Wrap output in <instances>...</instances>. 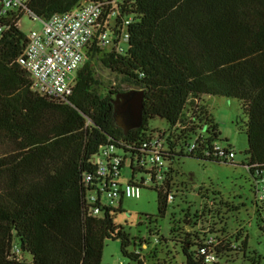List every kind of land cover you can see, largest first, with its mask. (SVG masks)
Listing matches in <instances>:
<instances>
[{
    "label": "trees",
    "instance_id": "obj_1",
    "mask_svg": "<svg viewBox=\"0 0 264 264\" xmlns=\"http://www.w3.org/2000/svg\"><path fill=\"white\" fill-rule=\"evenodd\" d=\"M81 1L29 0L28 8L48 18ZM123 13L134 20L125 52L92 44L66 101L32 90L28 72L17 62L26 34L0 16V264H103L108 239L120 240L121 252L133 264H145L134 249L127 251L130 239L114 221L121 202L92 215L82 177L94 173L92 158L112 145L122 157L120 169L128 164V182L142 184L148 171L135 167L134 157L141 142L156 133L149 121L162 119L169 165L160 184L153 178L142 187L156 191L163 216L175 158L227 162L211 151L217 131L196 103L203 95L239 100L246 116L243 164L253 181L264 172V0H127ZM93 61L119 82L103 87ZM130 89L143 92L142 123L125 133L116 124L112 100ZM199 131L204 144L197 141L187 152ZM254 203L260 215L264 204ZM261 225L264 232V217ZM169 233L179 247L178 264H205L200 248L210 235L219 242L214 264H230L232 252L248 251L245 229L233 238L218 235L207 218L195 214L172 224ZM161 239L171 241L170 236ZM253 254L249 261L256 264L260 257Z\"/></svg>",
    "mask_w": 264,
    "mask_h": 264
},
{
    "label": "rangeland",
    "instance_id": "obj_2",
    "mask_svg": "<svg viewBox=\"0 0 264 264\" xmlns=\"http://www.w3.org/2000/svg\"><path fill=\"white\" fill-rule=\"evenodd\" d=\"M40 27L39 20L32 21L28 16L21 20L20 28L25 34ZM92 65L103 87L108 89L119 82L115 74L98 62L93 61ZM204 103L216 126L217 141L229 144L234 149L236 155L233 160L218 162L185 156L175 158L170 164L173 169L171 190L174 198L167 204L164 215L158 213L156 191L146 186L141 187L138 198L123 197L113 204L118 207L121 202V211L115 213L114 221L123 227L130 239L127 251L134 249L145 260V264H156L162 260H167L169 264H178L182 261L179 247L173 241L174 237L169 230L172 224L181 221L186 214L207 218L218 235L224 234L233 238L239 230L245 229L248 235V251H234L227 259L230 264H252L249 257H253L255 253L260 257L256 264H264V232L261 230L264 210L260 211V215L257 214L254 181L243 164V152L247 149L246 116L239 100L234 98L205 96ZM149 126L152 131L158 132L165 130L167 123L157 118L150 120ZM128 178L129 168L126 163L118 183L126 185ZM169 236L171 241L161 239ZM223 260L225 257L220 259L221 262ZM119 262L133 264L121 252L120 240H106L102 263Z\"/></svg>",
    "mask_w": 264,
    "mask_h": 264
},
{
    "label": "built area",
    "instance_id": "obj_3",
    "mask_svg": "<svg viewBox=\"0 0 264 264\" xmlns=\"http://www.w3.org/2000/svg\"><path fill=\"white\" fill-rule=\"evenodd\" d=\"M127 0L95 2L82 0L79 5L64 13H55L48 18H40L28 8L29 0H0V16L11 19L20 28L21 20L41 22L39 29L26 34V45L17 58L18 64L28 72L32 90L45 97L66 101L75 84V71L83 64L92 44L100 49L124 53L129 40V26L133 17L123 13ZM3 27L0 25V33ZM21 29V28H20ZM198 100H196V103ZM160 130L145 138L140 144V154L134 157V165L148 171L144 181L118 183L121 176V155L112 145L101 149L93 158V174H85L82 184L86 191V201L92 205V215H98L102 206H114L123 197L138 198L142 185L161 183L167 166V133ZM205 135L199 131L188 142L187 152H191L196 142L204 144ZM211 151L220 159L233 160V148L219 141L212 142ZM153 172V174L151 173ZM255 200L264 204V172L254 180ZM173 191L168 195L172 202ZM215 237L210 235L200 248L205 264H214L219 257ZM17 251V249H16ZM119 264H123L119 262Z\"/></svg>",
    "mask_w": 264,
    "mask_h": 264
},
{
    "label": "water",
    "instance_id": "obj_4",
    "mask_svg": "<svg viewBox=\"0 0 264 264\" xmlns=\"http://www.w3.org/2000/svg\"><path fill=\"white\" fill-rule=\"evenodd\" d=\"M115 110L116 124L125 133L130 129L137 128L142 123L143 92L130 89L119 92L112 100Z\"/></svg>",
    "mask_w": 264,
    "mask_h": 264
},
{
    "label": "crops",
    "instance_id": "obj_5",
    "mask_svg": "<svg viewBox=\"0 0 264 264\" xmlns=\"http://www.w3.org/2000/svg\"><path fill=\"white\" fill-rule=\"evenodd\" d=\"M205 96H210V95H203L199 100H198V104L200 105V106H203L205 109H206V106H205V103H204V97ZM207 110V109H206Z\"/></svg>",
    "mask_w": 264,
    "mask_h": 264
}]
</instances>
